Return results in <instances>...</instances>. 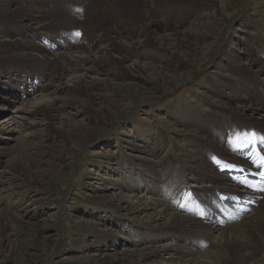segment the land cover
<instances>
[{"label": "rangeland", "instance_id": "rangeland-1", "mask_svg": "<svg viewBox=\"0 0 264 264\" xmlns=\"http://www.w3.org/2000/svg\"><path fill=\"white\" fill-rule=\"evenodd\" d=\"M237 1L243 18L231 26L227 20L220 32L205 31L209 43L208 39L198 42V61L190 55L184 66H176L173 61L148 57L135 62L136 67L125 61L123 46H116L111 66L105 64L102 73L87 77L102 84L92 95L93 100L81 86L84 77L80 73H69L62 81L64 89L52 94L44 88L50 79L43 75V64H16L7 57L0 59V80L6 86L9 80L22 77L24 81L16 90L18 95H8L7 88L0 90V123L14 117L0 133V264H172L178 256L176 250H184L185 254L199 249L212 251L209 249L217 247L216 235L224 228L249 221L260 209L259 203L247 206L246 202L215 193L213 181L206 173L207 159L223 158L220 147L224 143L233 144L231 152L239 148L246 153L253 149L256 152L245 138L250 131L259 133L256 118L261 115L251 114L244 103H237L245 106L243 114L232 112L219 99L220 92L225 91L235 103L237 99L254 103L264 92V4L255 8L252 0ZM115 3L120 15L128 16L134 23L127 30L136 37L145 27L143 1ZM155 3L154 13H170L164 19L168 23L191 20L199 11V16L208 13L209 17L220 11V0ZM205 4L207 7L202 8ZM16 15L19 14L13 16ZM245 15L253 23L246 22ZM109 17L95 15L93 26L99 34H106ZM224 17L220 12L214 27L220 28ZM197 27L202 31L204 21ZM238 29L243 43L237 44L241 61L251 66L230 63L231 70L215 74L217 59L210 57V42L218 38L215 49L223 53L232 46ZM77 31L80 33V29ZM84 36L88 35L80 39L84 40ZM32 37L34 46L44 51H64L60 45L52 47L48 39L34 34ZM152 37L142 35L149 48L146 52L164 51L155 48ZM121 40L129 41L124 37ZM144 64L163 68L169 78L176 73L172 84L163 89L165 82L161 79V88L153 69ZM107 67L113 74L105 73ZM47 69L55 75V68ZM219 84L232 90H224ZM32 85L40 91L29 95L21 92L33 91ZM43 95L60 104L59 119L52 116L47 106L39 107L38 114L14 112L18 106L23 108ZM4 97L9 101H4ZM233 106L236 109L234 103ZM240 123L244 126L235 129L233 125ZM256 146L264 153V143ZM156 200L171 206V213L199 217L212 228L221 223V227L210 239L211 231L207 229L182 224L157 226L162 219L149 205ZM150 250L160 253L146 262V251Z\"/></svg>", "mask_w": 264, "mask_h": 264}, {"label": "bare ground", "instance_id": "bare-ground-1", "mask_svg": "<svg viewBox=\"0 0 264 264\" xmlns=\"http://www.w3.org/2000/svg\"><path fill=\"white\" fill-rule=\"evenodd\" d=\"M22 1L24 2L22 3ZM132 1H143L141 14L144 18L143 21L145 27L143 30L142 28H140L141 22L138 24L140 25L139 28L143 31H141V33L139 34L135 33L136 35L134 36L136 37H133V35L130 34V31L127 30L128 26H132L134 23L128 16L126 18L125 16L120 15V10L115 5L116 0H0V59H4V57H7L9 58V61H14L16 64H23L25 62L30 64H43L45 66L43 75L48 76L50 79V82H48V84L44 88L45 90H50L52 94L60 92L64 89L62 81L67 75H69V73H77V75L78 73H80L81 77H84H82L83 79L82 81H80L81 86L93 100L92 95L100 90L102 84L100 81H98V79L94 77L91 79H87V77H89L90 73H102L101 69L105 66V64L110 65V62L112 61L111 57L113 55L112 52L113 50H115L116 46H123L125 61L133 62L131 64L133 66L136 65V67L138 65L135 64V62L137 63V61H140V59H145L148 57L160 59L162 62H164L165 60H167V62L173 61L176 66H184V64L188 60H190V55L196 56V59H194L195 61H198L200 59L197 55L199 51V47L197 46V44L198 42H202L204 40L206 42V40L208 39L205 31L217 29V31L220 32L222 26L227 20H230L228 22V26H231L234 22L239 21L243 18V15H241L242 13L237 10V0H220V11L218 12V10H213L214 12L212 13L211 17L208 16V13H204L203 15H201V17L198 14L199 12H201L199 11L193 16L191 20L189 19L187 21L181 22L175 19L173 22L169 23L166 20V22L168 23L167 24L164 21L165 16L171 15L170 13H165L164 11H161L159 15L157 14V12L154 13L153 5L156 4L155 0ZM163 1H167V3L169 2L168 4H170L176 0ZM206 4L210 7L209 3ZM206 4L202 8H206ZM262 4H264V0H252L251 5H254L256 8V6ZM165 11L168 12L169 10ZM220 12H222V14L224 13L225 17L221 27L216 28L214 27V25L219 22ZM17 13L19 15L13 16ZM99 14L110 15L109 19L107 20V28L104 31V33L106 34H99L93 26L96 25L94 17L95 15ZM82 15L84 16V18H82ZM9 17L12 18L3 20ZM199 17H201L202 20H199ZM247 18L248 17L245 15L246 22L249 21L250 23H253L249 19L247 21ZM149 20H151V22L147 23V21ZM203 21L205 23V27L202 31H199V27H195L201 24ZM29 22L31 23L27 24ZM111 24L114 25L111 26ZM186 24L189 27L183 29V27H187L185 26ZM121 27L123 28V30L116 29ZM79 29L80 32L82 30L83 35H88L84 36V40L78 39V37L75 35L77 34V32H79L77 31ZM194 29L196 30L194 31ZM239 29L234 33L232 46L227 49L225 48L226 50H224L223 53V50H221V52L216 51L219 46L218 38L214 37L215 40L213 39L210 42L208 47L209 51L211 52L210 57H212V59H217L216 69H218V71H216L215 74L223 73L226 70H231L232 64L230 63L239 64L242 65V67L251 66L250 64L246 65L244 61H241L242 56L237 47V44H243L241 43L242 41L239 40ZM32 34L40 36L42 40L48 39L58 47L59 45L62 46V48H64V51L52 53L51 51H44V48L34 46L35 42L33 41ZM142 35H153L152 41L153 43H155V48L159 47L164 51H154L152 54H150V50L146 52V50H148L149 48L147 49V47L145 46L146 41L142 39ZM123 37L125 38V40L129 41H122L121 38L123 39ZM137 38L138 40H134ZM80 40L83 42H80ZM207 41L209 43V39ZM215 47L217 48L215 49ZM214 49L216 52L212 54ZM189 50H192L193 52L190 53L188 52ZM224 56L226 57L224 58ZM144 65H146L147 68L148 65ZM48 67L55 68V75L48 72ZM148 67H151L153 69L152 73L158 78L159 86L161 88L163 87L161 79H163L165 82L163 89L167 88V85L172 84V77L176 73H174V75L169 78V72L164 70L163 68L153 66ZM197 67H199L198 69L201 68L200 66ZM112 68L110 67V69ZM110 69H108L107 67L105 73L113 74V71L111 73ZM11 76L12 75L10 74L8 77ZM81 77L77 78V80L81 79ZM213 77L218 78L217 75ZM21 79L22 77L20 78V80L8 79L10 84L7 86L3 81L0 80V90L7 88L8 95H16L17 93H19L16 91L17 88H19V84L21 82H24ZM219 85V87L222 88L221 84ZM31 87L33 88V85ZM157 89L158 88H156V90ZM222 89H229L230 91L232 90V88L229 87H225ZM219 90L218 92H220ZM39 91L40 89L38 86L35 87V89L33 88V91L30 92H27L26 90L24 92L23 89L21 90V92L26 95ZM220 94H222L219 95V99L221 98V105L225 106V108L229 109L230 111L238 114H243L245 112V106L243 105H246L247 110H249L251 114H260L261 116L259 118H256V128L259 133L250 131L249 134L255 133V139H259V137L264 136V92L261 93L259 99L254 103H247L238 99V102L235 103L233 98L227 96L225 91L220 92ZM44 95L40 96L38 99H33V102L29 100L30 102H28L30 104H24L25 106L23 105V108L16 106L17 108H15L17 111L14 112L16 113L22 111L29 114H38L37 110L39 107L47 106L52 116L56 117V119H59V112L61 109L60 104L55 101V98H46V96ZM16 97L21 100V102L25 101L23 100L24 98L18 96ZM225 100H227V103L225 102ZM4 101L8 102L9 100L5 99L4 97ZM54 103H56L57 105L55 106ZM233 103L234 105H236V109L233 106ZM237 103L244 104L239 105ZM65 104L63 103V105ZM13 118L14 117H10L9 120L6 118L4 121H2V123H0V133L1 130H5L8 122L12 121ZM228 126H230L229 129H232L233 126L236 129L238 126H244V123ZM8 135H11V133ZM236 138L239 139V137ZM223 146H225L226 149ZM250 146H252V144H250ZM233 147L234 146L232 143H224L220 147V155L223 157L222 159H207L206 173L211 181H213L212 185L216 190L215 193L218 192L222 197L225 198L238 200L243 203L246 202L247 206H256V203H259L260 209L255 210V215L253 214L249 218L250 220L248 219L249 221H245L242 224H236L231 228H224L223 232L220 233L218 237L216 235L215 238V236L213 237V235L216 234L215 232H218L217 229H220L221 223L212 228L211 226H208V224L204 223V221H202L199 217L182 216L174 212L171 213V206L163 204L158 200L150 203V208L154 209L155 214L159 215L162 219H159V222L161 223L160 225L156 224L157 226H164V224H182L185 226L207 229L211 231L210 239L215 238L217 242V247L209 249L212 251L207 250L205 252H202V250L199 249V251L191 253V251H189L190 248H188V251L190 253L187 254L188 256L190 255V257H186L187 254L183 252L184 250L182 252L176 250V252H174L179 257L177 256L178 258L176 257V259L173 260L172 264H221L222 262H224L223 264H264V191H259L258 188L250 187L247 184H242L239 182L242 177L247 176L246 174H248L247 179L249 184H255L257 182V180H255L256 177L254 178L253 176H259L255 175V173L261 171V169L258 168L257 165L253 163V161L258 159L257 148H259V146H256V152H254L255 149H253V151L248 153H246L247 150L239 148V151L245 154V156H247L249 159L241 155L238 149H233L231 152V148ZM217 160L236 165V168H227L223 163L218 164ZM240 169H243L244 171L241 172ZM239 175L242 177H240ZM122 198L124 201H127L125 197ZM141 211L142 209L138 210V212ZM162 214H165L164 218ZM146 252L149 253L144 258V261L146 262L156 259L157 255L160 253L159 250H150ZM144 254L145 252L141 254V256ZM184 257H186V259H184Z\"/></svg>", "mask_w": 264, "mask_h": 264}, {"label": "snow or ice", "instance_id": "snow-or-ice-1", "mask_svg": "<svg viewBox=\"0 0 264 264\" xmlns=\"http://www.w3.org/2000/svg\"><path fill=\"white\" fill-rule=\"evenodd\" d=\"M255 137H256V134L252 133V134H249V136H247L245 139L248 141L249 144H252L253 147H256L257 144L264 143V136L259 137L258 140H256ZM257 154H258V159L254 160L253 163H255L258 168L264 169V153H261L260 149L257 148ZM217 163L218 164L223 163L224 166L227 168H236V165L228 164L227 162H221L217 160ZM240 171L243 172L244 170L240 169ZM255 175L264 177V170L258 171L257 173H255ZM239 182L242 184H247L250 187L258 188L259 191H264V181H257L255 184H249L247 176H244L240 179ZM181 206L183 207L184 205H181ZM201 215H203V213H201Z\"/></svg>", "mask_w": 264, "mask_h": 264}]
</instances>
